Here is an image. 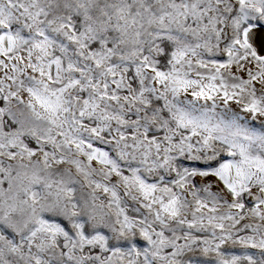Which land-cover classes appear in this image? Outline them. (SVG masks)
I'll use <instances>...</instances> for the list:
<instances>
[{"label": "snow or ice", "instance_id": "1", "mask_svg": "<svg viewBox=\"0 0 264 264\" xmlns=\"http://www.w3.org/2000/svg\"><path fill=\"white\" fill-rule=\"evenodd\" d=\"M0 264H264V0H0Z\"/></svg>", "mask_w": 264, "mask_h": 264}]
</instances>
